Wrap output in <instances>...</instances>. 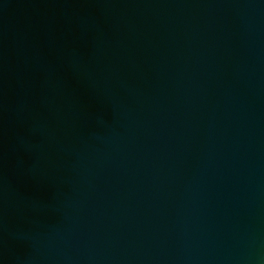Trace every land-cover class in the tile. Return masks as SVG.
<instances>
[{"label": "water", "instance_id": "1", "mask_svg": "<svg viewBox=\"0 0 264 264\" xmlns=\"http://www.w3.org/2000/svg\"><path fill=\"white\" fill-rule=\"evenodd\" d=\"M0 264H264V0H0Z\"/></svg>", "mask_w": 264, "mask_h": 264}]
</instances>
